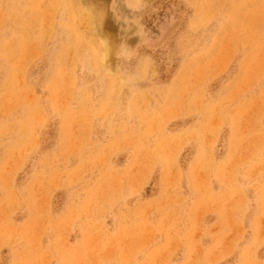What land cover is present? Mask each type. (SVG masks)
<instances>
[{
	"label": "rangeland",
	"instance_id": "rangeland-1",
	"mask_svg": "<svg viewBox=\"0 0 264 264\" xmlns=\"http://www.w3.org/2000/svg\"><path fill=\"white\" fill-rule=\"evenodd\" d=\"M0 264H264V0H0Z\"/></svg>",
	"mask_w": 264,
	"mask_h": 264
}]
</instances>
